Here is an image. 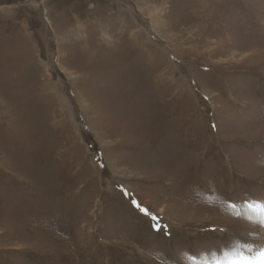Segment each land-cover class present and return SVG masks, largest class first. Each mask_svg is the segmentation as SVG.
Returning a JSON list of instances; mask_svg holds the SVG:
<instances>
[{
    "label": "rangeland",
    "instance_id": "1",
    "mask_svg": "<svg viewBox=\"0 0 264 264\" xmlns=\"http://www.w3.org/2000/svg\"><path fill=\"white\" fill-rule=\"evenodd\" d=\"M257 203L264 0H0V264H234Z\"/></svg>",
    "mask_w": 264,
    "mask_h": 264
},
{
    "label": "snow or ice",
    "instance_id": "2",
    "mask_svg": "<svg viewBox=\"0 0 264 264\" xmlns=\"http://www.w3.org/2000/svg\"><path fill=\"white\" fill-rule=\"evenodd\" d=\"M139 207V205H137ZM235 205H233L234 207ZM249 207L257 212L259 220L264 224V203L249 204ZM147 211V210H144ZM195 259V258H193ZM226 261H233L234 264H257V262H264V248H262L254 257L243 256L242 254H225ZM217 264H222L218 261Z\"/></svg>",
    "mask_w": 264,
    "mask_h": 264
}]
</instances>
